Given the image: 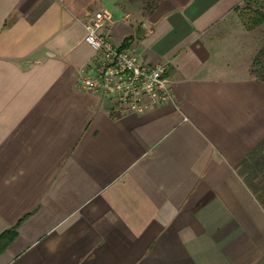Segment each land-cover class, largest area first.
Listing matches in <instances>:
<instances>
[{
    "label": "crops",
    "instance_id": "crops-1",
    "mask_svg": "<svg viewBox=\"0 0 264 264\" xmlns=\"http://www.w3.org/2000/svg\"><path fill=\"white\" fill-rule=\"evenodd\" d=\"M243 1L0 0V264H264L243 180L264 150L241 166L264 81L222 34ZM100 9L115 46L166 64L172 102L125 113L77 87Z\"/></svg>",
    "mask_w": 264,
    "mask_h": 264
},
{
    "label": "built area",
    "instance_id": "built-area-1",
    "mask_svg": "<svg viewBox=\"0 0 264 264\" xmlns=\"http://www.w3.org/2000/svg\"><path fill=\"white\" fill-rule=\"evenodd\" d=\"M110 20V12L100 9L83 22L92 65L79 76L77 87L89 94L110 97L116 109L125 113H143L172 102L166 64L140 63L132 48L115 46L106 29Z\"/></svg>",
    "mask_w": 264,
    "mask_h": 264
},
{
    "label": "rangeland",
    "instance_id": "rangeland-1",
    "mask_svg": "<svg viewBox=\"0 0 264 264\" xmlns=\"http://www.w3.org/2000/svg\"><path fill=\"white\" fill-rule=\"evenodd\" d=\"M243 4L239 6L241 9ZM259 11L264 12V1L258 7ZM253 10L245 11L246 16H251ZM241 10L234 11L223 24L222 34L233 44V54L237 58L241 69H247V73L258 76L260 66L264 65V55L258 53L264 45V22L255 27L245 25L240 16ZM242 13V12H241ZM243 67V68H242ZM245 69V70H246Z\"/></svg>",
    "mask_w": 264,
    "mask_h": 264
},
{
    "label": "trees",
    "instance_id": "trees-1",
    "mask_svg": "<svg viewBox=\"0 0 264 264\" xmlns=\"http://www.w3.org/2000/svg\"><path fill=\"white\" fill-rule=\"evenodd\" d=\"M264 0H244L243 6L240 9L239 7L235 8V12L241 10L239 13L242 17L243 21H245V25L250 27H255L264 22V12L259 11L258 7ZM252 9L253 14L251 16H246L245 11ZM125 47V46H123ZM259 56L264 55V45L260 49ZM259 79L264 81V65L260 66L258 71ZM264 150V141L261 142L258 146H256L247 157L241 162V166H243L242 170H249L252 167L257 165V157L261 156L262 151ZM253 165V166H252ZM243 180L247 186L251 189L253 194L257 197L258 201L264 206V175L261 177L257 176H243ZM1 249V246H0Z\"/></svg>",
    "mask_w": 264,
    "mask_h": 264
}]
</instances>
